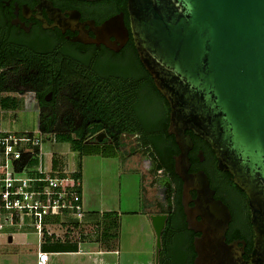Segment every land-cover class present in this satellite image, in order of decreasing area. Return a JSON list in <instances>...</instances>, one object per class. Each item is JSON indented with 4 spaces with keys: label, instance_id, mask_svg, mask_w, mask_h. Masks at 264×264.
I'll return each mask as SVG.
<instances>
[{
    "label": "flooded vegetation",
    "instance_id": "1",
    "mask_svg": "<svg viewBox=\"0 0 264 264\" xmlns=\"http://www.w3.org/2000/svg\"><path fill=\"white\" fill-rule=\"evenodd\" d=\"M0 61L15 75L13 83L36 89L14 93L28 96L39 117L55 118L58 133L96 134L85 140L86 150L107 147L110 136L119 135L127 160L134 150L125 155L124 149L137 139L134 145L149 154L151 168L160 174L164 206L154 216H167L157 248L165 255L157 256L156 264H212L199 258L197 245L204 251L222 238L232 255L225 264L250 262L255 231L249 197L219 169L211 145L189 130L188 176L204 173L210 191L197 181V189L184 196L176 160L181 149L169 132L170 105L141 63L128 0H0ZM211 196L230 213L223 233L220 225L207 231L216 224L205 223L203 210L196 208ZM185 203L196 214L198 231L190 228Z\"/></svg>",
    "mask_w": 264,
    "mask_h": 264
},
{
    "label": "water",
    "instance_id": "2",
    "mask_svg": "<svg viewBox=\"0 0 264 264\" xmlns=\"http://www.w3.org/2000/svg\"><path fill=\"white\" fill-rule=\"evenodd\" d=\"M128 11L141 63L170 105L169 132L181 149L176 160L184 196L197 189V181L210 191L204 173L188 176L189 130L211 145L219 169L249 197L255 247L248 264H264V0H128ZM209 199L196 208L205 223L216 224L207 231L220 225L223 233L229 210ZM184 206L190 228L198 231L196 214ZM166 219L151 217L158 249ZM221 240L204 251L197 245L199 258L231 261Z\"/></svg>",
    "mask_w": 264,
    "mask_h": 264
},
{
    "label": "rangeland",
    "instance_id": "3",
    "mask_svg": "<svg viewBox=\"0 0 264 264\" xmlns=\"http://www.w3.org/2000/svg\"><path fill=\"white\" fill-rule=\"evenodd\" d=\"M2 100L4 105L0 111V131L14 134L34 133L42 142L41 150L46 155L44 162L48 163L50 154L54 153L62 165L59 172L69 175L72 171H81L84 178L83 199L85 208L89 211L85 219L89 218L92 227H95L96 223H106L104 214L114 213L119 219L116 249L126 260L123 264H145L147 257L143 250L150 245L145 234L146 225L152 228L155 236L151 217L163 211L164 206L158 183L160 174L151 168L149 154L140 145H134L137 139L128 142L127 149H124L125 155L134 150L135 157L131 160H127L120 152L114 157H80L68 143H48L49 137L38 131L37 107L28 96L19 99L17 96L5 95ZM75 221L73 218L60 217L54 222L75 225ZM23 223L29 224L31 219L24 217ZM82 223L86 224V220ZM9 237H13L12 243L9 242ZM154 242L155 250L159 252L157 238L155 241L153 239ZM37 246L38 233L33 228H6L0 233V264H15V257L18 255L22 256L25 264H31L30 255ZM158 252L159 257L165 255L163 251L160 252L161 255ZM66 261L69 264L73 262L71 259ZM54 263L65 262L57 260Z\"/></svg>",
    "mask_w": 264,
    "mask_h": 264
},
{
    "label": "built area",
    "instance_id": "4",
    "mask_svg": "<svg viewBox=\"0 0 264 264\" xmlns=\"http://www.w3.org/2000/svg\"><path fill=\"white\" fill-rule=\"evenodd\" d=\"M5 95L24 98L0 89V111ZM42 134L49 137L48 143L58 144L56 133ZM41 145L34 133L0 131V233L6 228L31 227L38 233L40 246L45 236L53 242H65L74 239L76 233L79 240L82 235H96L99 228L82 223L86 212L81 179L74 176L75 172L67 175L56 170L54 153L45 163ZM24 217L31 223H23ZM60 217L73 218L78 225L54 222ZM50 256L40 248L37 264H50Z\"/></svg>",
    "mask_w": 264,
    "mask_h": 264
},
{
    "label": "trees",
    "instance_id": "5",
    "mask_svg": "<svg viewBox=\"0 0 264 264\" xmlns=\"http://www.w3.org/2000/svg\"><path fill=\"white\" fill-rule=\"evenodd\" d=\"M5 63L0 61V89L5 92H20L24 93L26 91H35V88L28 87L24 85L23 83H13V79L15 78V75L10 74L8 69H6ZM1 69H5L2 71ZM4 105V102L2 103ZM6 106V105H5ZM57 126V120L52 117H39V130L42 133H56L57 138L60 142L68 143L71 146V149L78 153L80 157H87V156H93V155H99V156H106V157H114L116 154H118L121 151V143L119 140V135H111V142L108 144L106 147L102 148H97V149H90L86 150L85 148V140L92 136L96 137V134H84L81 132H77L76 135H72L71 132H66V133H58V129L56 128ZM101 147V146H100ZM162 158H167L168 154L166 155L165 153L161 155ZM162 166H160L161 168ZM158 169L155 170L157 172ZM75 177L81 178L82 173L81 171H77L74 175ZM104 220L105 224H100L96 223L97 228H99L98 233L96 235H86L88 238H93L94 241L100 243L103 241L107 245L109 239H115L118 236V230H119V224L118 221L119 219L115 217L114 213L110 214H104ZM84 221V220H83ZM84 224V223H83ZM78 225V224H76ZM85 225V224H84ZM90 227L89 225H85ZM92 227V226H91ZM93 227V228H95ZM85 235H82L80 238V241L86 237ZM110 237V238H109ZM46 236L44 237L45 241ZM60 242V241H57ZM45 246L43 245L42 248ZM52 247L54 249L59 250L60 252H76L78 251V248L76 247H59V245L52 244Z\"/></svg>",
    "mask_w": 264,
    "mask_h": 264
},
{
    "label": "crops",
    "instance_id": "6",
    "mask_svg": "<svg viewBox=\"0 0 264 264\" xmlns=\"http://www.w3.org/2000/svg\"><path fill=\"white\" fill-rule=\"evenodd\" d=\"M59 142H58V144H60ZM63 163H64V161H63ZM55 165H56V167H55L56 170L59 171L60 168L62 169L61 162H59L58 159H56ZM73 172L76 173L77 171L75 170V171H72V173ZM158 174H159V172H158ZM80 179L82 181V187H83V185H84L83 174H82ZM82 193H83V191H82ZM85 205H86V203L84 201V207H85ZM85 212H86V215L89 214V211H88V209L86 210V208H85ZM86 215H85V218H86ZM85 218H84V220H86V224L85 223L84 224L89 225L91 227L92 224L90 223L89 218L88 219H85ZM74 224L76 225L77 222L75 221ZM146 227H147V233H145V234H146V237L148 238V240L150 241V245H148L143 250L144 256L147 257L145 264H156L157 252H156L155 247L153 245V244H155V242L153 243V239L155 241L157 236L156 235L154 236V233H153V230L151 227H149L147 225H146ZM59 232H60V234H64V231H59ZM75 235H77V233ZM75 235L73 236V237H75L74 239L67 240L65 242H63V241L53 242L54 239L52 240L50 237L46 236L45 241L47 242V244H43L45 246L44 248H42L43 245L42 246L39 245V240H38V246H37L36 250L32 251V253L30 255L31 264H37L38 252H39L40 248L42 251L51 254L50 264L51 263L56 264L54 262L57 260L58 261L60 260L61 262H65L64 264H69V262H67L66 259H71L73 261L70 264H123L126 261L124 259V257H122L119 250L116 249L117 241H118L117 239L119 238L118 236L115 239H109L108 243L106 245L105 243H103V241L98 243V242L94 241L93 238H88L87 236L84 237L80 241L78 239V236H75ZM12 242H13V237H12ZM52 244L59 245V247H63V246L76 247V248H78V251H76V252H60L59 250L54 249L52 247ZM110 257H114V259H110ZM15 261H16L15 264H25V261L21 255L16 256ZM128 263H129V261H128ZM139 263L140 262H138L137 264H139Z\"/></svg>",
    "mask_w": 264,
    "mask_h": 264
}]
</instances>
